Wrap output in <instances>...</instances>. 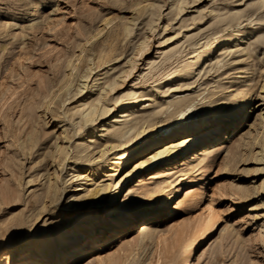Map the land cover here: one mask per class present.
<instances>
[{"label":"rangeland","instance_id":"374dc122","mask_svg":"<svg viewBox=\"0 0 264 264\" xmlns=\"http://www.w3.org/2000/svg\"><path fill=\"white\" fill-rule=\"evenodd\" d=\"M181 4L183 10L177 12L178 0H0V264L20 260L16 253L26 250L25 243L31 238L37 243L45 241L46 246L35 251L33 261L27 259L29 264H181L208 226L214 227L213 232L195 248L191 264H264V124L247 138L253 112L264 106V93L259 88L264 79V0H182ZM104 20L108 23L103 26ZM97 27H101L98 32ZM234 30L253 31L242 41L244 49L233 48L220 56V49L216 50L220 62H205L206 67L193 82L166 80L169 72L186 65L212 38ZM79 46H84L81 53ZM171 46L178 52L163 59ZM117 54V58L96 66L100 57ZM68 58H79L75 59L78 66L81 58H89L92 70L87 82L97 70L102 72L105 64L116 66L113 70L133 64L109 92V116L116 113L112 98L124 100L130 89L134 97L145 99L131 103L126 111L139 115L155 108V124L176 119L175 110L184 100L205 114L207 105L218 110L230 108L241 93L252 90L246 104L249 116L226 140L206 151L209 142L195 144L173 161L176 167L168 181L174 190L163 205L153 203L142 211L144 188L134 184L139 177L149 180L148 170L137 172L111 203L98 208L95 233L77 242L74 253L56 260L53 253H46L56 233L94 210H62L69 195L81 192L78 184L83 181L74 175L76 169L87 165L79 160H58L61 153L54 159L49 157L55 143H63L57 137L62 128L70 131L72 149L80 142V134H74L70 126L77 120L74 109L80 95L63 106L56 104L53 119L49 113L40 117L43 95L64 76ZM149 60H154L155 67H148ZM75 72L79 69L73 71V81ZM188 132L198 135L205 131ZM94 139L93 135L89 148L96 152L101 142ZM192 151L195 153L190 158ZM109 154L105 164L94 168L92 186L113 188L114 178L106 169L113 156ZM138 160L129 158L119 176ZM168 166L165 163L155 170ZM47 180L57 187V197L42 208L40 198ZM111 208H126L125 219L114 228L102 229L101 219ZM68 212L70 219H61ZM214 213L221 217L215 225ZM144 218H151L147 232L141 228ZM126 222L130 224L125 226ZM115 234L122 239L112 241Z\"/></svg>","mask_w":264,"mask_h":264},{"label":"bare ground","instance_id":"6f19581e","mask_svg":"<svg viewBox=\"0 0 264 264\" xmlns=\"http://www.w3.org/2000/svg\"><path fill=\"white\" fill-rule=\"evenodd\" d=\"M178 2L179 5L177 6V12L183 10L181 4L182 0H178ZM107 23L108 20H104L102 25L104 26ZM100 29L101 27H97L96 32H98ZM252 32L253 31L234 30L228 34H221L216 38H212L210 44L202 50H197L194 53L195 55H192L193 57L189 59L186 65L180 66L179 68L169 72L167 76L168 78H166V80H168L169 82L176 79H187L190 80V82H193L195 76L199 73V71L203 70L206 67L203 66L205 62L208 63L210 61H213L215 62V65L216 63L220 62L221 59H217V55L215 54L216 50L220 49V54L218 56H220L221 54H229L233 48L242 50L244 49L242 41L248 39ZM257 32L258 31H255V33ZM261 38L264 40V33L261 34ZM79 47V51H77L81 53L84 46ZM173 48L174 46H171L168 50L164 51L165 56L163 59L166 60L171 54H174L176 52V50H173ZM117 56L118 54L113 56L108 55L104 58L100 57L99 62H95L97 63L96 66H102L107 61L117 58ZM75 59L79 58H68V68L67 71L64 70L66 71L64 76L60 78L56 83H52L49 90L47 89V91L44 93L43 98H45V100L41 102L43 106L42 110L44 111L41 113V116H39L43 119L45 113H49V117L53 119L57 116L56 112L54 111V106H56V104H58V106H63V103H67V100H70L75 95H80V98L78 96L79 102L77 105H75L76 107L74 109V112L77 114V120H75L74 122H72V120L70 126L72 127L71 131L74 134H80L81 140H79L80 142L78 143L76 148L72 149V147L70 146L71 143H68L70 139L68 133L70 131H68L66 128H62L61 131L58 132L57 137L60 140L62 138L63 143L61 144V141L59 143H55L54 149H50V147L49 157L54 159L58 156L57 153H61L62 157L58 156V160H63L65 158L69 160L72 159V161L79 160L82 165H87L83 170L79 169V171L76 169V175H74L75 178L82 179L83 181L81 182V184H78L81 185V187L79 188V191L81 192L76 193L74 196L73 194L69 195L62 206V210H94L88 217L84 218L77 224L62 228L59 230V232L56 233L51 241V245H47L48 249L46 250V253L47 251L53 253L56 260H62L74 253L77 242L81 241L85 237L92 236L95 233L92 232V230L97 223L95 219V213L97 212L98 208L105 202L111 203L120 187L132 175L141 170H148L146 175L148 176L149 180H146L145 177H139L134 184L135 186L138 185L137 188H140V186L144 188V191L142 193L144 200L142 211H146V208H149L153 203H156L157 206L163 205L166 202L167 197H171L174 190L173 186L171 185V181H168V178L174 172V167H176L174 166L173 161L186 150L193 147L195 144L200 145L205 142H209L204 148V151H206L207 149L214 147L216 144L223 142L234 132V130L241 126L243 121H245L249 116L250 112L246 104L247 102H249L248 94L252 90L251 88L250 91L245 92L246 95L244 93H241L240 96H238L239 98L237 97L239 100L236 101V103H234V105L230 108L218 110L217 107L207 105L205 114H199L198 109L195 107V105H193V103L184 100L183 105L178 106L175 110V113H177L176 119H168L159 124H155L157 112L154 111V107L156 106H154V109L150 112L146 111L147 113H145L144 111H142L144 113H141L139 115H134V110H129V112L126 111L127 106L131 103H137L145 99V96L142 95H136V97H134V92H132L133 90L129 88L130 90L126 92V99L122 100L119 96L112 98L114 102L113 104H115V108H113L116 110V113L109 116L112 113L109 105V92H112L115 86L120 83L118 82L120 81V78L123 79L129 73V70L133 64H129V59H127L126 63H128L129 65H121V67H119L117 70H113L116 66L111 64L107 66L105 64V66L100 68L102 72L97 73V70L96 74L93 73L95 74V76H93L89 80L90 83L88 84L89 81L87 82V77L90 75L92 70V67L88 63L89 58H81L82 63L79 64L78 61L79 66L75 63ZM152 61L149 60L146 63L149 68L155 67L156 65L155 62V65H153V63H151ZM120 63L118 64L120 65ZM75 69H79V72L78 74L75 72L77 74L76 80L73 81V71ZM259 88L260 91L264 93V79L260 83ZM249 98L251 99V97ZM254 112V120L252 125L250 124L251 130H249L250 128L248 129L249 134L248 137L246 136L247 138L252 137V135L257 132L259 125L264 124V106L260 108L259 112ZM104 117L108 118L106 119V121H102V123H99L100 119ZM196 129L198 131L204 130L205 132L198 135H193L194 133L189 134L188 131ZM184 132L186 133L183 134ZM93 135L95 137V139L93 140L95 143L101 142L99 146L97 145L98 148H96V152H94L95 150L93 148H89V141H91L90 139ZM261 145L264 148V141L263 143H261ZM107 153L113 155L112 157H110V162L106 164V169H108V172L110 173L108 174V176L114 178L112 184L110 183L113 187L111 190L109 189V186L107 184H95L94 186H92L95 183V180L94 178H92V176L96 175V170H94V168H99V166L105 164L108 158ZM194 153L195 152L193 151L190 152L189 157L192 158ZM134 157L139 160L134 163L129 171L119 176L124 163L129 158ZM37 161H39V159ZM165 163L169 164L166 169L161 170L160 172L155 170L159 167H162ZM51 180L49 182L47 180L48 184L43 190L41 195L42 197L40 198L42 208L46 203L50 204V202L54 201L57 197V187L53 182H51ZM162 183L165 184L162 185ZM150 185L153 186L150 187ZM197 197L198 201L202 199L201 195H198ZM125 210L126 208H111L106 210L105 216L101 219V228H114L116 227V225H120L125 219V216H123V211ZM69 217L70 214L68 212L66 214H63L61 219H70ZM211 217L214 225L221 219V217L217 213L212 214ZM144 220L145 221L141 223V228L144 229L145 232H147L150 229L149 225L151 218H144ZM129 224V222H126L125 226H128ZM213 228V226H208L207 228H205L203 234L195 239L193 245L183 257L181 264H191V256L197 250L195 248L212 234ZM118 236V234L113 235L112 241H115L116 239H122V237ZM92 239H95V237H93ZM44 242L45 241L37 243L34 241V239H29L25 243L26 250L16 253V257L20 260H18L15 264H29L28 260L33 261V254L35 253V251H39L46 246Z\"/></svg>","mask_w":264,"mask_h":264}]
</instances>
